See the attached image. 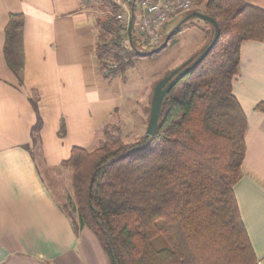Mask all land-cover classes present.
Returning a JSON list of instances; mask_svg holds the SVG:
<instances>
[{"label": "trees", "instance_id": "16d2710c", "mask_svg": "<svg viewBox=\"0 0 264 264\" xmlns=\"http://www.w3.org/2000/svg\"><path fill=\"white\" fill-rule=\"evenodd\" d=\"M109 7L95 19V54L105 77H124L134 57L148 56L162 44L171 21L151 51L124 52L120 6ZM193 11L212 17L219 36L166 95L156 133L125 143L120 128L105 125L97 147H74L62 164L71 172L69 204L76 222L66 214L75 231L93 232L108 264H257L233 192L241 177L247 121L232 84L240 45L264 41V9L245 0H198L178 22ZM187 24L193 23L183 24L169 42ZM206 24L210 39L213 28ZM23 25L22 14L9 16L3 49L19 81ZM108 60L117 68L109 71ZM40 128L38 118L33 134Z\"/></svg>", "mask_w": 264, "mask_h": 264}, {"label": "crops", "instance_id": "0c3cea01", "mask_svg": "<svg viewBox=\"0 0 264 264\" xmlns=\"http://www.w3.org/2000/svg\"><path fill=\"white\" fill-rule=\"evenodd\" d=\"M245 1L264 9V0ZM11 14L24 17L20 81L3 53ZM96 43L86 0H0V264H108L96 236L75 231L41 174L60 173L72 148L99 142L128 104L131 88L99 70ZM232 92L247 121L233 192L264 264V41L240 45Z\"/></svg>", "mask_w": 264, "mask_h": 264}, {"label": "rangeland", "instance_id": "374dc122", "mask_svg": "<svg viewBox=\"0 0 264 264\" xmlns=\"http://www.w3.org/2000/svg\"><path fill=\"white\" fill-rule=\"evenodd\" d=\"M86 3L94 19L107 15L110 11L109 5L112 3L120 6V13H126L129 8L123 0H86ZM179 18L180 16L171 20L170 30L178 23ZM191 23L193 24L183 26L181 32L177 33L164 49L152 55L134 57L132 66L127 68L123 79L126 87L131 88L127 94L128 104L121 118L108 124L109 129L114 127L121 129L125 143L134 142L145 134L155 85L167 72L193 57L208 42L209 38L207 39L205 31L209 29L207 24L199 19H192ZM104 139L102 135L101 140ZM98 144L97 142L86 149L92 150ZM41 174L60 207L70 216L73 223L76 222L75 216L70 213L69 204V199L73 198L71 172L64 167L60 173H47L41 170Z\"/></svg>", "mask_w": 264, "mask_h": 264}, {"label": "built area", "instance_id": "2783aa9c", "mask_svg": "<svg viewBox=\"0 0 264 264\" xmlns=\"http://www.w3.org/2000/svg\"><path fill=\"white\" fill-rule=\"evenodd\" d=\"M198 0H128L126 13L117 15L125 34L119 41L124 52L135 49L147 53L163 40V28L173 18L189 12ZM132 20L131 34L128 35V24ZM133 29V32H132ZM106 68L110 71L117 68V63L108 60Z\"/></svg>", "mask_w": 264, "mask_h": 264}, {"label": "water", "instance_id": "95a60500", "mask_svg": "<svg viewBox=\"0 0 264 264\" xmlns=\"http://www.w3.org/2000/svg\"><path fill=\"white\" fill-rule=\"evenodd\" d=\"M192 19H199L202 20L209 25L212 26V37L209 39V41L200 49L199 53L186 60L184 63H182L179 67L173 69L168 75L163 77L154 87L152 98H151V104H150V114H149V120L145 132V136H153L156 133L158 122L160 118L161 108L163 101L168 94V92L171 90V88L182 78L184 77L190 70H192L194 67H196L202 59L208 54V52L211 50V48L216 43L218 36H219V26L218 23L210 16L205 15L203 13L193 11L186 15L183 19H181L165 36L164 41L162 44L148 53V55H152L155 53H158L160 50L164 49L166 45L168 44L170 38L179 30V28L187 23L188 21ZM131 28H132V20H130L128 24V35L131 34Z\"/></svg>", "mask_w": 264, "mask_h": 264}]
</instances>
